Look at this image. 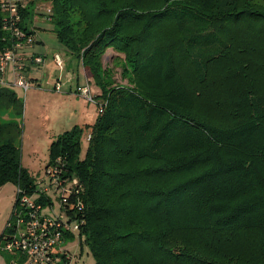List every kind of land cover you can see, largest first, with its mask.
I'll list each match as a JSON object with an SVG mask.
<instances>
[{
  "label": "trees",
  "instance_id": "trees-1",
  "mask_svg": "<svg viewBox=\"0 0 264 264\" xmlns=\"http://www.w3.org/2000/svg\"><path fill=\"white\" fill-rule=\"evenodd\" d=\"M44 1L58 42L100 89L85 157L75 125L51 142L46 167L77 181L57 201L94 264H264V0ZM10 45L0 13V51ZM0 110L23 111L7 87ZM21 133L0 120V187L17 188L8 223L38 188Z\"/></svg>",
  "mask_w": 264,
  "mask_h": 264
},
{
  "label": "rangeland",
  "instance_id": "rangeland-1",
  "mask_svg": "<svg viewBox=\"0 0 264 264\" xmlns=\"http://www.w3.org/2000/svg\"><path fill=\"white\" fill-rule=\"evenodd\" d=\"M42 4L52 5L51 2L44 1ZM44 15H37V26L44 22L46 30L38 29L40 32H47L53 40L54 32L52 24L43 19ZM43 21V22H42ZM44 33V32H43ZM58 53L61 57L62 69L54 61V54ZM116 53L108 50L104 58V66L111 67L114 79L117 83L121 82L120 67H115ZM40 86H28L25 91L23 88L14 84L15 76L11 72H6L2 84L13 90L23 104L22 114L16 115L12 111L0 110V120L7 122L10 120L18 121L22 128L21 137L18 144L21 149V165L28 170L38 183V187H44L49 184L46 175V167L49 164V147L54 138L70 127L78 125L83 128L80 138L79 157L84 158L86 155L89 141L87 139V126H93L99 118V108L96 102H91L87 98L77 93V84L88 86L90 94L95 97L100 90L93 76L84 71L82 63L73 57L65 49H55L49 47L45 65L40 69ZM55 82L60 85L59 91L54 89ZM88 83V84H87ZM73 114V117L71 115ZM71 127V128H72ZM17 188L12 182H6L0 187V235L5 230L12 216V209L16 200ZM49 195L53 201L52 205L46 206L44 212L52 211L55 214L59 212V203L55 200L56 195L51 190ZM37 197L33 194L31 199ZM2 244V243H1ZM71 254L69 264H94V258L86 245L84 239L80 240L77 232L74 237L64 244ZM19 259L6 251L1 250L0 246V264H9L11 260Z\"/></svg>",
  "mask_w": 264,
  "mask_h": 264
},
{
  "label": "built area",
  "instance_id": "built-area-1",
  "mask_svg": "<svg viewBox=\"0 0 264 264\" xmlns=\"http://www.w3.org/2000/svg\"><path fill=\"white\" fill-rule=\"evenodd\" d=\"M35 18L39 13H43L48 21H50L52 7L48 4L36 2V0H0V13L2 14L3 30L8 32L11 39V45L4 51H0V74H4L9 67L15 72L14 84L27 90L29 84L23 71L35 66H43V56L32 54L26 57L23 53L24 49L35 44L34 33L25 32L21 28L22 12L24 9L32 5ZM34 18V21H35ZM34 29V25L30 27ZM54 61L61 67L62 62L59 55L54 56ZM55 89L59 90L60 85L55 84ZM77 93L84 96L91 102H95L94 97L90 94L89 87H78ZM102 107H99V112ZM88 133L87 139H90ZM47 176L49 184L44 187H38L33 194L43 196L44 200L41 204H35L31 197H23L21 200L22 207L8 223L12 231L3 241L2 249L19 259L11 260L10 264H69L71 254L64 249V244L69 240H64L65 233L77 232L78 226L75 223L68 222L65 219V213L60 209V202L57 197H61L62 202H66L62 198L65 193L71 192L77 184L76 179H62L57 167L48 169ZM56 195L55 200L59 203V212L55 214L52 211L44 212L46 206L52 205L53 201L49 195L50 191ZM32 194V195H33Z\"/></svg>",
  "mask_w": 264,
  "mask_h": 264
},
{
  "label": "crops",
  "instance_id": "crops-1",
  "mask_svg": "<svg viewBox=\"0 0 264 264\" xmlns=\"http://www.w3.org/2000/svg\"><path fill=\"white\" fill-rule=\"evenodd\" d=\"M43 19H45V18H43ZM37 20L38 19L35 18L34 22H37ZM46 21H48V20H46ZM44 23L41 24V26H37L36 23L34 24V29H35L34 30V36H35L36 42L31 47H28L27 49H24V51H23V53H24V55L26 57H28L29 55H32V54H37V55L43 56V59H44L43 66H35V67H32L30 69H27V70L23 71V74H24L26 80L28 81V84L31 85V87H39L40 86V77H41L40 69H42L44 67V65H45L46 56H47V50L49 49V47H52V48H55V49H60V48L62 49L63 48L65 50H67L62 44H60L58 42L55 34L53 35V40H52V37L50 35H47V32L43 31L44 33L43 32L39 33L38 29H41V31L42 30H46L45 27H44ZM56 54L59 55L58 53H56ZM56 54H54V56ZM54 56H53V58H54ZM72 56L75 57L74 55H72ZM60 59H61V57H60ZM61 62H62V60H61ZM79 62H81V61L78 60V63ZM62 66H63V63H62ZM62 66H61V69H62ZM8 71L13 73L14 76H15V72H14L12 67H9L6 72H8ZM5 73L4 74H0V84L1 85H5L4 83H6V81L4 80ZM2 80L4 81L3 84H2ZM55 84H56V82H55ZM55 84H54V89H55ZM88 86H89V84H88ZM0 87H4V86H0ZM76 87L78 88V87H84V86L77 84ZM77 88L75 89V91L77 90ZM98 94H100V90L98 91ZM71 117H73V114L71 115Z\"/></svg>",
  "mask_w": 264,
  "mask_h": 264
}]
</instances>
